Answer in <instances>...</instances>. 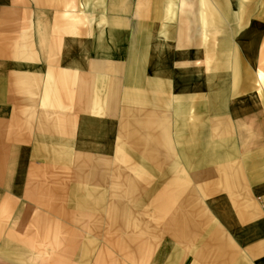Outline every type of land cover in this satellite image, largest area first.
Returning a JSON list of instances; mask_svg holds the SVG:
<instances>
[{"label":"crops","instance_id":"obj_1","mask_svg":"<svg viewBox=\"0 0 264 264\" xmlns=\"http://www.w3.org/2000/svg\"><path fill=\"white\" fill-rule=\"evenodd\" d=\"M0 264H264V0H0Z\"/></svg>","mask_w":264,"mask_h":264},{"label":"rangeland","instance_id":"obj_2","mask_svg":"<svg viewBox=\"0 0 264 264\" xmlns=\"http://www.w3.org/2000/svg\"><path fill=\"white\" fill-rule=\"evenodd\" d=\"M61 155L63 157V153L55 151V158H59L57 156ZM84 166L87 165H77L76 170L74 167L65 168L62 166H55L53 171L55 181L54 183H52L55 188V198L45 199L46 201L48 200L47 202L49 203H52L54 201V204L52 205L55 209V220H65L72 223L87 221L90 222V225H95V223L97 222L102 223V228L105 229L100 232H102L105 236H110L112 232L110 229H107V225L103 224L105 222L113 223L116 225L122 223L133 225L137 223L138 216L135 214V212L132 210L128 213V211L126 210V199L113 197L104 198L102 196H97L95 195V191L93 189L86 187L87 182H85L86 180H84V178L87 175H97L95 174V172L98 174H102V172L100 171V168L102 167H97L98 169H95V167H93V171L87 174V172L84 171ZM74 175L75 177H77L79 182H77L72 188L69 189V186H72L75 183ZM79 179H83L84 181L80 182ZM63 193H69V195L71 196L64 197ZM139 200L140 201L136 202L137 206L141 205L143 201V199ZM41 201L42 199H40V202ZM156 201L158 203L156 204L160 209H163L164 207L169 208L170 204L174 205L171 199H168L166 202L162 201L161 203L159 199H156ZM173 216L174 215H171V217ZM163 218V215L158 214L155 217V221L159 222ZM126 232L127 230L121 229L119 231V236L126 235Z\"/></svg>","mask_w":264,"mask_h":264}]
</instances>
